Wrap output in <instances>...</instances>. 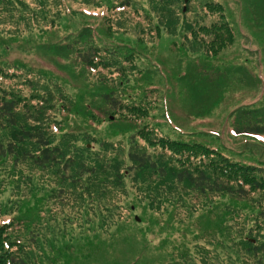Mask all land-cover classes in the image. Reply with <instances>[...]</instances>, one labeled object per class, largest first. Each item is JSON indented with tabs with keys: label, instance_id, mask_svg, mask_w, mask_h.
I'll list each match as a JSON object with an SVG mask.
<instances>
[{
	"label": "rangeland",
	"instance_id": "obj_1",
	"mask_svg": "<svg viewBox=\"0 0 264 264\" xmlns=\"http://www.w3.org/2000/svg\"><path fill=\"white\" fill-rule=\"evenodd\" d=\"M20 1L25 6L0 0V87L15 96L17 121L34 122L31 108L42 109L50 144L65 155L43 167L0 155V228L18 222L19 255L29 264H167L176 252L198 264L195 249L219 234L225 202L226 229L250 228L253 199L242 205L180 182L143 184L127 153L158 149L135 134L146 123L150 135L194 138L264 176V131H236L264 125V0H168L164 8L152 0ZM82 5L85 14H70ZM222 22L231 39L220 43ZM106 24L117 32L108 34ZM83 26L107 46L101 60L118 62L93 67L76 58ZM106 88L121 100L117 111L102 101ZM133 103L139 108L130 110ZM13 128L0 129L2 144ZM161 193L180 200L158 213L148 197ZM205 199L212 202L200 209ZM4 248L17 251V242Z\"/></svg>",
	"mask_w": 264,
	"mask_h": 264
},
{
	"label": "trees",
	"instance_id": "obj_2",
	"mask_svg": "<svg viewBox=\"0 0 264 264\" xmlns=\"http://www.w3.org/2000/svg\"><path fill=\"white\" fill-rule=\"evenodd\" d=\"M1 1L5 3V0ZM163 1L168 2V0H152L151 2L153 7L156 4L158 7L164 8L166 6ZM8 2L11 3L12 0H8ZM16 2L19 5L25 6V3H22L20 0H16ZM83 8L84 6L82 5L80 9H77L79 11L70 10L69 12L70 14L74 12L85 14L86 12L83 11ZM40 10L44 11L43 7ZM19 16L21 17L23 14L19 13ZM161 17V22L164 24L163 13L160 11ZM168 20L171 22L176 21L173 17L168 18ZM116 22L120 25L118 21ZM83 27L80 31L78 30V36L74 39L76 44L72 49L76 58L86 66L93 67L98 65L104 67L109 63L118 62V60L111 62L102 61V55L99 50L107 51V46L98 47L92 41L88 26ZM183 27L190 28V25L184 21ZM221 27L217 33L220 43L225 39H231L230 33L225 30H228V28L225 27L223 30V22L221 23ZM105 28L108 34L117 32V29H113L110 25L106 24ZM201 28L205 29L204 27ZM137 40L144 41L141 37H138ZM73 45L74 43L71 42L70 48ZM135 56L137 55L134 53L123 55V57L129 59ZM97 58L100 59L101 64H98ZM132 60H135V58ZM134 65L130 63L129 67L133 68ZM122 68L124 69V67ZM1 69L0 63V72ZM10 69L13 70V67H10ZM98 81L106 83L104 80ZM126 81L127 76L125 75L124 82ZM4 90L9 91V89L0 87V123L2 124L0 129L5 126H13L14 128L7 143L5 142L4 144H2L0 132V155L2 157L10 156L13 163L28 161L37 167L52 166L58 163L57 160L65 154L62 148L59 149L56 145L50 144L46 132L49 121L42 109L31 108L33 115L30 117L35 120L34 122H27L26 119L17 121L15 114L13 118L16 98L13 94L7 97ZM112 92V89L107 90L106 88L101 93V97H103L102 101L112 110L117 111L121 106V100L117 95L114 96ZM129 108L133 110L139 108V105L133 103ZM254 111L250 109L246 110V112H250L251 114ZM38 115L41 118L39 122L37 119ZM237 127V132L243 131L244 128L250 129L244 130L245 132L261 133L264 131V125L261 124ZM153 128V125L147 126L146 123H142L137 127L135 134L141 136L147 144H155L158 149L149 152L143 147L133 146L127 153L128 160H130L136 170L133 173L134 177L143 184L156 180L155 185L162 184L165 188H171L177 182H180L187 190L203 196H207L209 193H226L234 197L235 200H242V205L245 204V200H254L250 209L252 213L250 220L253 223L244 232L241 231L243 225L236 231H232L230 228L226 229L227 226L223 222L226 220L225 215L230 214L231 208L227 206L224 209L229 202L223 204L222 214L219 217V222L222 224L219 234L216 238L209 237L210 239L206 241L209 246L200 242L199 246L195 249V252L199 256L198 264H264V176H262L261 172H258L259 169L247 163L232 160L218 150L217 147H212L191 137L186 139L182 137H168L161 133L150 135ZM25 143H28V145L23 147ZM67 157L68 159H73L71 155ZM108 175V173L105 174V178H108ZM152 175L156 176V178L151 177ZM24 177L27 178L26 176ZM150 198H153L152 202L155 203L154 210L158 213H161V210L167 211L169 208H174L175 199L180 200L178 195L172 196L170 193L152 195L148 197V199ZM210 202L212 201L205 199L200 203V209H205L206 206L210 205ZM14 219L18 221V218L14 217ZM17 227L18 222H14V225L6 233L0 228V264H5L6 260L9 264H29L28 260L18 254L22 241L19 238ZM10 230L16 231L17 236L13 232L10 233ZM15 241L17 242V251L4 248V244L10 245L15 243ZM233 245H236V250L231 249ZM167 264H194V262L191 257H185L182 253L175 252L171 254V258Z\"/></svg>",
	"mask_w": 264,
	"mask_h": 264
}]
</instances>
